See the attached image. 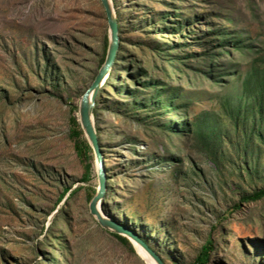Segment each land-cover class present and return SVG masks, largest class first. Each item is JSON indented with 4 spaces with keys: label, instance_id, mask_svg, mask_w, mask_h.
I'll use <instances>...</instances> for the list:
<instances>
[{
    "label": "rangeland",
    "instance_id": "obj_1",
    "mask_svg": "<svg viewBox=\"0 0 264 264\" xmlns=\"http://www.w3.org/2000/svg\"><path fill=\"white\" fill-rule=\"evenodd\" d=\"M112 3L118 50L93 107L102 211L165 264L207 239L208 264H264V195L245 198L264 186V107L243 86L264 52V0ZM220 29L249 49L218 47ZM106 36L100 0H0V264H146L90 213L94 154L84 180L70 136Z\"/></svg>",
    "mask_w": 264,
    "mask_h": 264
},
{
    "label": "water",
    "instance_id": "obj_2",
    "mask_svg": "<svg viewBox=\"0 0 264 264\" xmlns=\"http://www.w3.org/2000/svg\"><path fill=\"white\" fill-rule=\"evenodd\" d=\"M106 15L108 24V43L105 52V57L95 74L92 82L82 93L78 103V121L83 130V134L92 148L95 158V168L98 184L96 190L89 201V211L94 216L96 221L103 228L114 233L121 234L128 238L129 241L137 242L148 254L156 261L157 264H165L159 255L148 245V243L139 236L132 228L122 224L118 220L108 216L101 209L103 201L106 175L103 154L99 145L97 131L93 119V107L95 104V96L102 82L107 77L112 63L114 61L116 51L119 44L118 22L115 14L112 0H100Z\"/></svg>",
    "mask_w": 264,
    "mask_h": 264
},
{
    "label": "trees",
    "instance_id": "obj_3",
    "mask_svg": "<svg viewBox=\"0 0 264 264\" xmlns=\"http://www.w3.org/2000/svg\"><path fill=\"white\" fill-rule=\"evenodd\" d=\"M187 25H190L194 21L200 20V18L196 14H189L185 17ZM229 21L232 20V18L228 17L227 18ZM198 23V22H196ZM178 27V26H176ZM181 27V25L179 26ZM178 29V28H176ZM242 31H236V32H230L227 30L220 29V31L214 33L216 35L217 39L219 42L217 43L218 47H224V46H231L233 49L237 50H245V48H248V45L246 44L247 42H244L245 38H242L241 34ZM105 43H108V38L107 36L105 37ZM247 49V50H248ZM118 50V49H117ZM260 49H258L259 51ZM262 50V49H261ZM209 54L207 55V59L211 60L212 59V52L208 51ZM117 53V51H116ZM263 54L261 58H258L259 61L261 62L258 64L257 62V67H254L252 70L247 71V76L244 79L243 86L245 89H251L254 93V100L256 101L257 104L262 108L264 107V52L260 51L259 55ZM117 55V54H116ZM115 55V58H116ZM105 56V55H104ZM104 56L102 57L101 61L103 62ZM114 58V61H115ZM114 61L112 63V66L114 64ZM111 66V67H112ZM212 76H208V78H211ZM153 86V85H152ZM252 87V88H250ZM174 94V96H177L176 91H172L169 94ZM168 94V95H169ZM163 94L160 93V97ZM159 97V96H158ZM160 101V100H159ZM174 100L171 99L169 102H165L164 100L160 101L165 105H169L173 107L174 105ZM77 106L71 107V111L76 110ZM94 112V111H93ZM69 123H70V136L73 138V146L74 149L77 153V156L81 160L83 164V179L88 180L90 178V173H91V146L89 145L87 139L85 138L83 134V130L80 126V123L78 121V117L76 115H70L69 118ZM208 137V135H207ZM95 188L91 189V193L93 194L95 192ZM264 195V186L262 188H259L258 190L254 191L252 194L248 195L247 199H257ZM115 236H117L123 243L129 245V240L125 236L118 234V233H113ZM214 249L213 243L211 239H207L204 244H202L200 251L198 254L195 256L194 260L190 262L189 264H208L209 261V256L212 250ZM178 264V263H176Z\"/></svg>",
    "mask_w": 264,
    "mask_h": 264
},
{
    "label": "bare ground",
    "instance_id": "obj_4",
    "mask_svg": "<svg viewBox=\"0 0 264 264\" xmlns=\"http://www.w3.org/2000/svg\"><path fill=\"white\" fill-rule=\"evenodd\" d=\"M132 246L135 247L138 255L144 260L146 264H157L156 261L145 251L137 242L131 240Z\"/></svg>",
    "mask_w": 264,
    "mask_h": 264
}]
</instances>
